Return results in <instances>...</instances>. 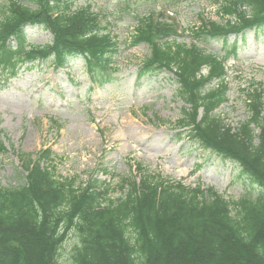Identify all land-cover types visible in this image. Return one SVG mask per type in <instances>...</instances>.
Segmentation results:
<instances>
[{
    "label": "trees",
    "instance_id": "obj_1",
    "mask_svg": "<svg viewBox=\"0 0 264 264\" xmlns=\"http://www.w3.org/2000/svg\"><path fill=\"white\" fill-rule=\"evenodd\" d=\"M8 3L0 19L1 74L13 77L40 63L61 69L82 57L94 84L111 81L118 43L92 5ZM217 13L225 21L202 19L186 45L178 42L174 22L151 12L138 18L129 46L150 49L136 70L139 79L162 71L175 76L185 107L174 127L203 150L237 164L262 190L258 197L229 201L214 189L188 187L138 164V175L122 179L121 196L113 199L109 185L97 177L78 186L59 175L51 150L18 153L25 181L5 187L0 177V264H264V92L248 95L245 123L226 124L216 114L229 100L226 58L205 44L262 30L264 0L220 2ZM27 25L48 30L52 42L30 43ZM236 53L232 47L226 55ZM2 134L0 156L8 153ZM71 233L79 242L62 263L59 254Z\"/></svg>",
    "mask_w": 264,
    "mask_h": 264
},
{
    "label": "rangeland",
    "instance_id": "obj_2",
    "mask_svg": "<svg viewBox=\"0 0 264 264\" xmlns=\"http://www.w3.org/2000/svg\"><path fill=\"white\" fill-rule=\"evenodd\" d=\"M226 1L74 0V9L92 3L96 12L102 11L118 43L117 72L103 88H92L82 57L70 59L60 70L45 63L23 68L14 77L0 74V130L9 150L0 156L3 185L17 187L25 181L18 153L34 155L50 149L59 175L76 180L78 186L97 177L109 185L113 199L121 196L122 179L138 175V164L188 187L214 189L229 201L258 197L262 190L237 164L203 150L174 127L185 107L177 96L175 76L162 71L138 79L136 70L150 49L129 46L138 18L151 12L160 13V20L175 22L178 42L188 45L191 30L202 19L225 21L217 11L218 3ZM8 5V0H0V19ZM26 35L40 46L52 41L48 31L36 26L27 28ZM234 40L238 55L226 61L229 100L216 114L237 128L250 118L248 95L256 87L264 92V30L243 39L233 35L227 45ZM206 46L225 55L221 41ZM78 242L71 233L59 254L60 262L69 260Z\"/></svg>",
    "mask_w": 264,
    "mask_h": 264
}]
</instances>
